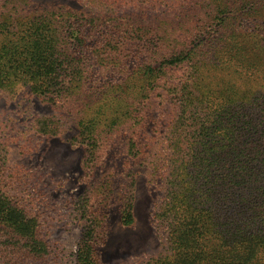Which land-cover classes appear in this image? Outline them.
<instances>
[{
	"label": "trees",
	"instance_id": "obj_1",
	"mask_svg": "<svg viewBox=\"0 0 264 264\" xmlns=\"http://www.w3.org/2000/svg\"><path fill=\"white\" fill-rule=\"evenodd\" d=\"M19 84L63 116L37 132L70 124L84 151L75 264H102L117 169L96 176L119 143L126 169L146 165L162 131L167 250L146 264H264V0H0V88ZM16 176L0 145V264H54Z\"/></svg>",
	"mask_w": 264,
	"mask_h": 264
},
{
	"label": "rangeland",
	"instance_id": "obj_2",
	"mask_svg": "<svg viewBox=\"0 0 264 264\" xmlns=\"http://www.w3.org/2000/svg\"><path fill=\"white\" fill-rule=\"evenodd\" d=\"M49 117L63 116L34 96L29 85L0 88V145L5 149L7 164L17 175L24 195L30 198V208L40 218L54 264H75L84 233L76 212L78 200L87 191L81 182L84 151L72 145L76 130L70 124L64 125V134L57 138L40 135L36 122ZM157 136L146 165L132 161L131 171L126 169L124 146L119 143L116 161H111L107 173L99 174L93 182L102 189L100 185L110 177L111 169H117L115 188H107L113 193L105 220L108 235L105 245L99 248L102 264H146L167 250V228L156 218L157 208L166 195L165 178L154 167L162 164L168 149L164 132ZM133 172L134 222L124 227L120 221V199L127 176Z\"/></svg>",
	"mask_w": 264,
	"mask_h": 264
}]
</instances>
